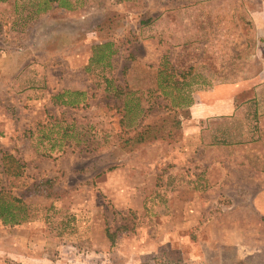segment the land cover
<instances>
[{"label":"rangeland","instance_id":"1","mask_svg":"<svg viewBox=\"0 0 264 264\" xmlns=\"http://www.w3.org/2000/svg\"><path fill=\"white\" fill-rule=\"evenodd\" d=\"M4 202L0 264H264V0H0Z\"/></svg>","mask_w":264,"mask_h":264},{"label":"trees","instance_id":"2","mask_svg":"<svg viewBox=\"0 0 264 264\" xmlns=\"http://www.w3.org/2000/svg\"><path fill=\"white\" fill-rule=\"evenodd\" d=\"M79 94H83L80 92ZM2 210H5L7 212V216L4 217L5 222H18V219H20L18 214H15L14 210L16 209L12 203H2L0 205Z\"/></svg>","mask_w":264,"mask_h":264},{"label":"crops","instance_id":"3","mask_svg":"<svg viewBox=\"0 0 264 264\" xmlns=\"http://www.w3.org/2000/svg\"><path fill=\"white\" fill-rule=\"evenodd\" d=\"M199 107H200V105H199ZM203 107V106H202Z\"/></svg>","mask_w":264,"mask_h":264}]
</instances>
